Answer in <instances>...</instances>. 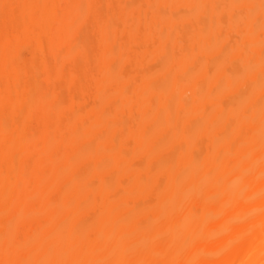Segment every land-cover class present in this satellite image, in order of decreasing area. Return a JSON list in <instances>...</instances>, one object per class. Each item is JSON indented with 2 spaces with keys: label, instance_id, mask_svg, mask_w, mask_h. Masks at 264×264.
Returning <instances> with one entry per match:
<instances>
[{
  "label": "bare ground",
  "instance_id": "obj_1",
  "mask_svg": "<svg viewBox=\"0 0 264 264\" xmlns=\"http://www.w3.org/2000/svg\"><path fill=\"white\" fill-rule=\"evenodd\" d=\"M0 264H264V0H0Z\"/></svg>",
  "mask_w": 264,
  "mask_h": 264
}]
</instances>
